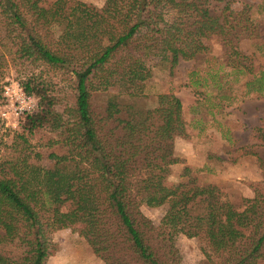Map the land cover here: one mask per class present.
Returning a JSON list of instances; mask_svg holds the SVG:
<instances>
[{"label":"trees","instance_id":"trees-1","mask_svg":"<svg viewBox=\"0 0 264 264\" xmlns=\"http://www.w3.org/2000/svg\"><path fill=\"white\" fill-rule=\"evenodd\" d=\"M212 1L226 0H105L101 7L0 0V77L16 65L20 86L36 102L14 131L18 153L0 160V248L17 242L23 249L19 257L0 249V264H45L52 232L75 223L85 225V240L106 264H125L126 254L139 264H180L171 242L162 256L149 244L140 227L147 222L142 201L167 204L162 224L187 237L205 229L209 264L264 258V208L257 199L243 198L238 209L218 184L199 182L188 166L181 174L188 181L164 184L170 165L180 161L173 154L174 139L185 133L180 98L161 93L153 109L129 99L149 87L151 57L159 70L171 71L211 35L226 45L227 66L254 75L245 94L248 86L264 91V70L257 75L242 64L236 47L249 16L230 11L228 2L211 13ZM44 67L60 72L67 91ZM98 91L105 93L102 135L91 102ZM256 132L264 141V130ZM259 166L264 187V163Z\"/></svg>","mask_w":264,"mask_h":264},{"label":"rangeland","instance_id":"rangeland-1","mask_svg":"<svg viewBox=\"0 0 264 264\" xmlns=\"http://www.w3.org/2000/svg\"><path fill=\"white\" fill-rule=\"evenodd\" d=\"M50 1L53 0H47ZM82 1L97 7L105 2ZM225 2H228L230 11L249 16L236 47L242 64L259 75L264 70V0ZM225 2L218 4L212 1L211 13L220 14ZM51 30L57 36L60 27H52ZM4 37V30L0 28V49H4L1 43ZM197 44L202 49L190 59H180L171 71L159 70V59L151 57L147 62L153 71L149 87L129 99L138 106L153 109L158 105L159 94L172 92L182 102L185 133L174 139L173 154L180 161L170 165V173L164 180L167 187L173 188L188 181V176L181 175L183 168L188 166L190 174L199 182L218 184L223 196L237 204L238 209L243 208V198H255L264 208V187L259 166V162L264 163V141L256 135L257 128L264 130V91L256 93L248 86L249 93L245 94V84L252 81L254 75L239 73L226 65L224 55L227 47L218 36L202 38ZM9 64L4 67L0 77V110L7 114L6 117L0 114V160H9L18 153L19 147L12 145V138L22 116L29 112L16 116L12 112L16 104L7 102L3 95L5 86L19 83L18 67ZM42 71L57 88L67 91V83L62 80L59 71L50 67H44ZM60 95L64 96L65 93L60 92ZM104 99L105 93L98 91L91 100L101 135L107 130L102 115ZM41 136V133H37L31 142L35 144ZM42 142H45L44 138ZM166 209L167 204L149 207L143 201L140 206L141 214L147 220L145 226L140 227L155 252L161 256L166 254L171 242L180 256V264H209L206 253L210 249L205 229L194 237L176 232L161 222ZM84 228L83 223H75L54 230L51 234L52 247L45 264H106L85 240ZM0 249L18 257L23 253L17 242ZM123 258L125 264H139L129 254L123 255ZM259 264H264V258Z\"/></svg>","mask_w":264,"mask_h":264},{"label":"built area","instance_id":"built-area-1","mask_svg":"<svg viewBox=\"0 0 264 264\" xmlns=\"http://www.w3.org/2000/svg\"><path fill=\"white\" fill-rule=\"evenodd\" d=\"M4 97L6 101L11 103L13 106L12 112L17 116L25 111H31L35 107V99L31 95H27L19 83H11L4 87ZM6 105L3 107L5 109ZM6 111L0 110L2 117H6Z\"/></svg>","mask_w":264,"mask_h":264}]
</instances>
